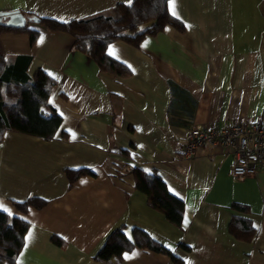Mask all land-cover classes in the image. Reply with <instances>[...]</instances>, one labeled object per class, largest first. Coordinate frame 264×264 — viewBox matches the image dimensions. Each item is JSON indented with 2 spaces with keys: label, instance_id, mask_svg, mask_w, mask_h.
Here are the masks:
<instances>
[{
  "label": "crops",
  "instance_id": "crops-1",
  "mask_svg": "<svg viewBox=\"0 0 264 264\" xmlns=\"http://www.w3.org/2000/svg\"><path fill=\"white\" fill-rule=\"evenodd\" d=\"M117 2L129 0H0V11L19 10L39 32L31 44L27 32L1 31L0 55L30 54L27 72L55 79L49 102L61 116L50 139L5 130L0 141V209L28 221L15 264H177L137 246L95 259L121 225L127 236L144 229L183 264H264V160L233 179L231 149L215 143L183 154L193 124L264 119V0H175L182 30L165 25L139 45H107L129 69L124 76L71 48L68 33L32 20L66 21ZM136 166L156 170L183 200L179 226L134 187ZM82 167L93 173L70 183L66 170ZM30 196L47 202L26 212L12 203ZM233 214L251 220V240L228 231Z\"/></svg>",
  "mask_w": 264,
  "mask_h": 264
},
{
  "label": "trees",
  "instance_id": "trees-1",
  "mask_svg": "<svg viewBox=\"0 0 264 264\" xmlns=\"http://www.w3.org/2000/svg\"><path fill=\"white\" fill-rule=\"evenodd\" d=\"M168 1L117 2L107 10L66 21L51 17H35L39 19L37 24L48 30L68 33L72 37L71 48L84 52L100 68L124 76L128 74L129 69L107 54V45L117 39L139 45L145 35L154 34L165 25L182 30L184 27L182 22L168 10ZM30 23L32 21H27L21 28L0 25V32H27L32 44L39 32L38 29L31 27ZM30 61V54L9 57L0 55V141L5 130L50 139L61 122V116L49 102L55 79L40 68L29 74L27 68ZM131 171L134 176V187L145 194L148 205L163 214L169 222L179 226L183 218V200L169 191L156 170L147 171L141 166H136ZM92 173L90 168L85 167L66 170L70 183L82 174ZM46 202L35 196L22 201H12L15 208L21 212H26L30 206L42 207ZM233 207L243 211L246 209L241 203H233ZM27 228L26 219L0 209V264H15ZM227 228L234 237L246 241L251 240L255 234L251 220L241 215L233 214ZM134 246L163 252L177 264H183L181 259L160 245L144 229L134 226L131 235L127 236L123 225L114 228L107 235L97 250L95 259L103 261L118 259L124 251Z\"/></svg>",
  "mask_w": 264,
  "mask_h": 264
},
{
  "label": "built area",
  "instance_id": "built-area-1",
  "mask_svg": "<svg viewBox=\"0 0 264 264\" xmlns=\"http://www.w3.org/2000/svg\"><path fill=\"white\" fill-rule=\"evenodd\" d=\"M215 143L233 151L234 162L229 170L233 179L252 176L254 163L264 160V119L211 126L193 124L188 129L183 154L191 157Z\"/></svg>",
  "mask_w": 264,
  "mask_h": 264
},
{
  "label": "water",
  "instance_id": "water-1",
  "mask_svg": "<svg viewBox=\"0 0 264 264\" xmlns=\"http://www.w3.org/2000/svg\"><path fill=\"white\" fill-rule=\"evenodd\" d=\"M29 20L22 12L19 10L10 11H0V25L11 26L14 28L24 27L26 22ZM33 21L39 22V19L34 17Z\"/></svg>",
  "mask_w": 264,
  "mask_h": 264
},
{
  "label": "snow or ice",
  "instance_id": "snow-or-ice-1",
  "mask_svg": "<svg viewBox=\"0 0 264 264\" xmlns=\"http://www.w3.org/2000/svg\"><path fill=\"white\" fill-rule=\"evenodd\" d=\"M129 3H131V0H129ZM169 7L172 11V15H176V10H175V0H169Z\"/></svg>",
  "mask_w": 264,
  "mask_h": 264
},
{
  "label": "rangeland",
  "instance_id": "rangeland-1",
  "mask_svg": "<svg viewBox=\"0 0 264 264\" xmlns=\"http://www.w3.org/2000/svg\"><path fill=\"white\" fill-rule=\"evenodd\" d=\"M186 156V155H185ZM187 157V156H186Z\"/></svg>",
  "mask_w": 264,
  "mask_h": 264
}]
</instances>
